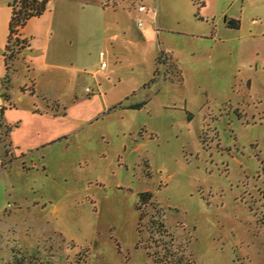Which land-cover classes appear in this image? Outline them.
I'll use <instances>...</instances> for the list:
<instances>
[{
  "label": "rangeland",
  "instance_id": "rangeland-1",
  "mask_svg": "<svg viewBox=\"0 0 264 264\" xmlns=\"http://www.w3.org/2000/svg\"><path fill=\"white\" fill-rule=\"evenodd\" d=\"M99 1H52L32 25L31 53L66 68L37 81L71 132L6 159L0 264H264V0ZM24 54L11 94L28 105Z\"/></svg>",
  "mask_w": 264,
  "mask_h": 264
},
{
  "label": "crops",
  "instance_id": "crops-1",
  "mask_svg": "<svg viewBox=\"0 0 264 264\" xmlns=\"http://www.w3.org/2000/svg\"><path fill=\"white\" fill-rule=\"evenodd\" d=\"M12 1L13 0H0V11H6V14H8H4L1 17L4 21L5 17L7 18L6 23L8 27L11 17L10 10L12 11L10 6ZM52 1L55 0H50L44 15L39 18L31 19L20 31V37L22 39L30 40V48L23 57V62L28 68L26 75L27 81L20 84L19 89L25 96L28 94L33 98V102L31 104L23 105V99L21 98L18 99L19 103L21 102L20 104L14 101L11 90L13 89L12 84L18 71L14 74L10 71L8 72L4 63V57H2L5 73L3 76L0 75V171L8 168V166L13 163L11 159L6 161L9 156L15 155L17 157L32 158L35 152L52 144L53 142L61 140L66 134L71 132L69 121L72 120L68 118V109L59 99L52 98L49 93L41 90V84L37 81L38 72L46 74L49 73V71H60L62 69L65 70L66 68L59 63L49 62L47 60L48 56H46L45 53H31L33 52L32 46L34 38H37L39 34L43 33V31L32 28L33 23L37 21L36 23L39 25L41 21L40 19H43V17L47 15H51L52 24L54 22V11L50 12L49 10V6L52 4ZM99 2H101V5L103 4V6L106 7V5L102 3V0ZM6 35L7 33L4 34L5 38ZM5 38L3 46L6 47L7 42L5 41ZM5 47L3 49V55ZM172 60L175 61L174 58ZM11 74H13L14 77H12L13 75ZM83 80L84 77L80 76V74L77 76L76 80H74L75 91L79 88L80 84H82L81 82ZM51 81L54 82L53 79ZM24 87H26L27 90L25 89L24 91ZM93 94H95V92L94 90H91V93H88V96ZM2 122L4 126L9 129L7 135H4L5 130H2L1 128ZM6 152H8L7 156H5Z\"/></svg>",
  "mask_w": 264,
  "mask_h": 264
},
{
  "label": "trees",
  "instance_id": "trees-1",
  "mask_svg": "<svg viewBox=\"0 0 264 264\" xmlns=\"http://www.w3.org/2000/svg\"><path fill=\"white\" fill-rule=\"evenodd\" d=\"M50 0H13L11 3V17L9 21V35L7 37V44L4 51V63L6 66V70L9 72L16 60H18L19 56L23 55L25 52L28 51L30 48V40L29 39H22L20 37V31L23 29L28 22L33 18H39L47 10L48 4ZM201 7L205 6L204 1H201L200 3ZM228 28L230 29H239L241 26V22L238 20H231L227 23ZM17 36V38L14 39V37ZM161 62V58L159 59ZM172 68H176V65H173ZM158 75V70L155 72V76L152 79L151 83L156 82V76ZM146 103H141L137 105H132L129 108L130 109H142L145 106ZM3 114V112H2ZM2 130H5L4 135H7L9 132V129L6 128L1 123ZM8 155V152L5 153V156ZM5 165V164H4ZM153 200V194L151 192H145L140 194L139 198V204H138V210L140 212V220L141 222L143 220V217L145 214H143V210L145 207ZM141 224L139 223L138 230L141 232L140 228ZM160 226L163 228L164 224L161 223ZM18 254H15L13 257V264H24L23 261L17 260ZM35 259L37 257L35 256ZM36 264V263H35Z\"/></svg>",
  "mask_w": 264,
  "mask_h": 264
},
{
  "label": "built area",
  "instance_id": "built-area-1",
  "mask_svg": "<svg viewBox=\"0 0 264 264\" xmlns=\"http://www.w3.org/2000/svg\"><path fill=\"white\" fill-rule=\"evenodd\" d=\"M140 12H147V8L145 6H141L140 7ZM140 27H142L141 25H139ZM100 59H101V69L104 70L107 68V63L105 61V53L104 52H100ZM88 93H91L90 89H87Z\"/></svg>",
  "mask_w": 264,
  "mask_h": 264
}]
</instances>
